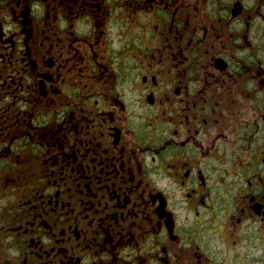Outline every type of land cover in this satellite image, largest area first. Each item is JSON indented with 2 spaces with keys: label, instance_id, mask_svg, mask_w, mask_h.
I'll return each instance as SVG.
<instances>
[{
  "label": "flooded vegetation",
  "instance_id": "af4514ba",
  "mask_svg": "<svg viewBox=\"0 0 264 264\" xmlns=\"http://www.w3.org/2000/svg\"><path fill=\"white\" fill-rule=\"evenodd\" d=\"M0 264H264V0H0Z\"/></svg>",
  "mask_w": 264,
  "mask_h": 264
},
{
  "label": "rangeland",
  "instance_id": "374dc122",
  "mask_svg": "<svg viewBox=\"0 0 264 264\" xmlns=\"http://www.w3.org/2000/svg\"><path fill=\"white\" fill-rule=\"evenodd\" d=\"M1 108V107H0ZM0 113H1V109H0Z\"/></svg>",
  "mask_w": 264,
  "mask_h": 264
}]
</instances>
